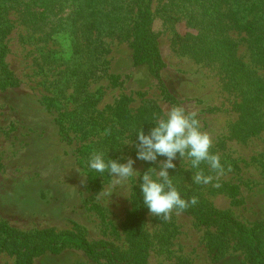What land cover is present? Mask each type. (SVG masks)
Here are the masks:
<instances>
[{
    "label": "rangeland",
    "instance_id": "obj_1",
    "mask_svg": "<svg viewBox=\"0 0 264 264\" xmlns=\"http://www.w3.org/2000/svg\"><path fill=\"white\" fill-rule=\"evenodd\" d=\"M139 2L10 0L4 6L0 0V222L23 234L52 230L56 240L66 238L63 250L46 251L32 264H113L108 249L88 253L70 243L73 235L110 244L125 259L139 176L166 159H138L136 133L143 127L147 134L155 115L174 105L198 113L213 140L210 151L225 167L217 179L202 163L214 179L195 184L196 170L177 156L169 169L174 185L248 226L262 224L264 237V99L241 106L254 77L264 84V0H148L156 59L135 47ZM240 22L257 27L245 30ZM155 64L180 104L164 100ZM256 120L263 127L254 133ZM94 152L120 162L131 157L139 176L110 199H98L112 177L88 167ZM143 213L145 264H248L236 240L225 239V256L213 260L208 237L218 230L193 214L173 212L165 221L145 204ZM0 264L20 259L0 246Z\"/></svg>",
    "mask_w": 264,
    "mask_h": 264
},
{
    "label": "trees",
    "instance_id": "obj_2",
    "mask_svg": "<svg viewBox=\"0 0 264 264\" xmlns=\"http://www.w3.org/2000/svg\"><path fill=\"white\" fill-rule=\"evenodd\" d=\"M139 1L138 21L135 30V47L137 48V52L141 53L143 56L156 59L158 57V52L154 44L151 42L148 33L151 20L148 0ZM2 2V5L6 6L9 4L10 0H2ZM236 26L240 28L242 27L243 29L257 27L256 24L251 22L247 24L240 22ZM3 55L4 53L0 52V59ZM153 71L158 78L164 100L172 104H180L181 101L169 91L167 85L161 79L158 64H155ZM242 76L243 74H240L239 77ZM253 81L254 83L248 86V90L243 91L245 95L250 93L249 96L244 97V100L248 99V103L244 104V102H242L241 106L248 107L252 102H260L264 99L262 97L264 84H257L255 77ZM238 83L240 84V82ZM233 85L235 86V89H239L236 83ZM251 108L256 110L253 107ZM118 115L119 117H122L121 114L118 113ZM262 127V121L256 120L253 132L257 133ZM227 186H229V184H227ZM178 190L183 198L190 199L192 196L198 198V203L196 205L185 210L187 213L193 214L200 223L217 228L218 232L216 234H209L207 244L210 256L213 260H219L225 256L224 242L226 239L236 240L240 245L242 244L245 247L248 264H264V237L262 224L256 223L254 226H248L238 219L231 210L219 209L213 206L194 190L185 187H178ZM229 191H233L236 195L237 185H231ZM134 200L136 204L129 215V222L126 228L128 237L133 240V245L125 256V259L118 258L113 246L107 243L100 247L94 246L85 238L74 235L70 237V243L91 254H94L97 249H108L110 260L113 264H145L144 257L149 246V237L142 229L144 203L140 188L137 189ZM65 239L66 238L61 241L56 240L52 230H41L32 234H23L7 222H0V246L16 253L19 256L20 264H32L34 257L41 255L46 251L53 253L60 252L65 247ZM180 264L189 263L188 261H184Z\"/></svg>",
    "mask_w": 264,
    "mask_h": 264
},
{
    "label": "clouds",
    "instance_id": "obj_3",
    "mask_svg": "<svg viewBox=\"0 0 264 264\" xmlns=\"http://www.w3.org/2000/svg\"><path fill=\"white\" fill-rule=\"evenodd\" d=\"M136 137L138 159L147 162H156L160 156L166 159L159 162L158 169L149 167L139 176L140 172L134 169L135 161L131 157L127 158L126 162H120L111 158L106 160L104 153L94 152L89 158L88 167L100 174L107 172L112 177L111 182L103 185L96 194L98 199H110L118 186L122 187L130 178L139 176L143 203L151 215L167 221L173 212L180 214L198 203L196 196L183 198L169 175V169L176 167L174 159L177 156L182 162H189L188 168L196 170L192 177L195 184H210L214 179L213 175L205 174L200 167L202 163L208 165L217 179L225 173L220 155L210 151L213 140L207 131L202 130L198 113L188 110L185 106L174 105L163 115H155L154 127L147 134L142 127ZM129 142L126 141L125 144ZM230 170L229 167L228 171ZM214 186L220 185L217 183Z\"/></svg>",
    "mask_w": 264,
    "mask_h": 264
}]
</instances>
